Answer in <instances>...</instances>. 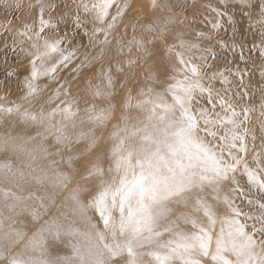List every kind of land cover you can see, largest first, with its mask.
<instances>
[{"label":"snow or ice","instance_id":"1","mask_svg":"<svg viewBox=\"0 0 264 264\" xmlns=\"http://www.w3.org/2000/svg\"><path fill=\"white\" fill-rule=\"evenodd\" d=\"M237 4L252 21L253 0ZM176 7H183L179 0H152L153 11L169 15L126 25L117 36L129 0H79L72 34L79 30L98 48L81 59L80 45L68 47L70 40L41 42L45 29L57 31L64 20H46L40 3L39 29L29 27L34 51L26 53L29 106L0 105V264H264V86L261 151L249 159V137L254 144L256 135L247 125L255 108L238 112L226 93L214 91V82L231 81L222 71L209 75L213 53L200 43L222 29L226 13L209 5L210 31L191 40L174 30ZM256 7L250 26L264 40V0ZM113 51L129 59H115ZM94 64L99 68L86 81L91 101L74 95L71 81H58L62 68L74 65L79 74ZM114 73L125 74L119 116ZM133 76L137 88L128 87ZM43 79L58 84L47 109L33 104ZM113 120L107 153L92 159L103 139L97 129Z\"/></svg>","mask_w":264,"mask_h":264},{"label":"rangeland","instance_id":"2","mask_svg":"<svg viewBox=\"0 0 264 264\" xmlns=\"http://www.w3.org/2000/svg\"><path fill=\"white\" fill-rule=\"evenodd\" d=\"M45 5L44 18L56 23L61 17L64 22L57 25V31H51L45 29V32L41 34V42L43 39H47L50 42L61 38L70 40L72 43L68 47H72L76 44L80 45V58L83 59L84 54L95 55L98 48H93L88 44L87 37L82 35L79 30L73 35L72 19L75 15L74 9L79 0H4L0 3V105L14 107L16 104H23L28 107L27 103L23 100L26 95L27 89L24 87L25 79L29 75L30 59L26 53L32 52L34 49L31 47L35 40L33 30L39 29V12L40 3ZM131 8L129 13L125 16L124 21L118 26L116 35L120 36L124 33L126 25L140 24L148 22L155 17H161L169 15V13L161 12L159 8L155 11L152 9V0H129ZM165 0H158V3H164ZM226 2L227 7H224ZM257 0H253V12L252 21H249L245 14L247 9H242L237 4V0H179V3L183 7H176L173 12L176 15L177 23L173 26L175 31L184 30L186 38L195 40L198 32L208 33L210 31V22L213 19L214 14L208 7L211 5L226 14L223 17L222 29L212 35L211 40H204L200 43L203 47L208 48L213 57L209 58V75L213 72H224L225 76L230 84H222L220 82H214V91H218L222 94L226 93L225 99H228L233 105L236 106V110L239 112L243 107L249 105L255 108V111L251 114V123L247 125L248 128L256 135V140L253 144L251 137H249V155L251 159L252 155L261 151V122H260V108L261 93L259 89L264 86V78L261 77V72L264 71V40H262L258 27H252L250 24L254 23L257 19L255 13L258 11L256 7ZM19 7H16V5ZM33 5L29 7V5ZM52 4L56 6L55 11H49L47 5ZM7 5V6H5ZM68 5V7H65ZM231 16V22L228 17ZM81 19H87L86 16L81 14ZM31 27L33 30H29ZM22 32H27V36L21 35ZM68 35H65V33ZM139 34V33H137ZM133 35L132 28H127L126 40L131 39ZM33 39L30 40L28 37ZM114 47V46H113ZM115 59L126 60L129 59L127 53L123 56L116 55L113 51ZM200 55V53H196ZM132 59L136 58V51L133 49L131 56ZM174 62V60H173ZM152 63L149 59L147 64ZM147 64L143 68H136L135 74L139 75L147 67ZM74 65H69L66 68H62L58 74V81L63 83L65 80L71 81V90L74 95H80L86 97L91 101V97L86 93V81L93 77L97 72L99 64H94L92 67L84 68L79 74L74 70ZM117 76V96L114 99V103L117 104V116L121 111V105L123 102V94L120 89V84L123 83L125 78L124 73L116 74ZM135 76L129 82L128 87L137 88L135 83ZM141 82L143 77L140 76ZM95 82V81H94ZM43 86V91L39 98L33 101L36 107L41 104L47 109L54 107V104L46 102L47 98L54 94L58 84L57 81L43 79L39 82ZM96 103H101L96 101ZM201 106L210 107L204 100L200 101ZM85 107L83 101L81 102V109ZM220 111V109H217ZM10 120H16L15 116L8 118ZM116 123L113 120L106 129H97V136L103 137L99 145L92 154V159L95 158L98 153H107L110 147L111 141L108 140V136L112 131V125ZM4 127H8V123L4 124ZM89 125H85V128ZM0 131H3V127H0ZM84 148V145H76L72 153L65 152V156L73 155L80 152ZM79 167V162H77ZM66 170V169H65ZM80 174L76 176L73 184L69 187L75 186V183L80 179ZM67 193H65L66 195ZM85 199L87 197L85 196ZM63 200L61 196L57 203L59 204ZM94 220L96 219L93 214ZM34 230L29 228V233Z\"/></svg>","mask_w":264,"mask_h":264}]
</instances>
